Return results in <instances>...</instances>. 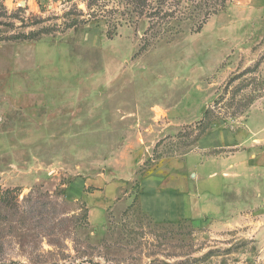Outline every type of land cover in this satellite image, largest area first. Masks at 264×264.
I'll return each instance as SVG.
<instances>
[{
    "label": "rangeland",
    "instance_id": "374dc122",
    "mask_svg": "<svg viewBox=\"0 0 264 264\" xmlns=\"http://www.w3.org/2000/svg\"><path fill=\"white\" fill-rule=\"evenodd\" d=\"M259 7L0 0V264H264ZM202 133L235 142L220 192ZM157 191L193 218L154 221Z\"/></svg>",
    "mask_w": 264,
    "mask_h": 264
},
{
    "label": "crops",
    "instance_id": "0c3cea01",
    "mask_svg": "<svg viewBox=\"0 0 264 264\" xmlns=\"http://www.w3.org/2000/svg\"><path fill=\"white\" fill-rule=\"evenodd\" d=\"M259 4H262L264 6V0H256ZM260 10H263V7H259ZM207 137H209L211 140H208ZM217 138V137H216ZM215 136H200L197 140V146L195 149H193L188 156L195 155L197 157V167L194 168V172H192V176H194V184L198 185L199 192H204L205 189H208V186H214V191L217 192L219 190L220 192V186L219 184H209L208 179L212 178L211 174H214L215 172L212 171L210 173L206 174L204 173L205 166L204 163H211V166H215V168H218V166L225 168L228 171V173H235L237 169H239L241 166H239L235 160L236 155H238V152L233 153H222L226 154L225 156L217 155L213 156L208 154L209 151L212 149L218 148H230L235 142L232 139L225 140L223 143L216 145ZM234 175V174H232ZM187 200V202H186ZM189 203L190 199L186 196H179V194H174L170 191H157L150 194H144L139 198V205L141 209L149 214L154 221L157 222H163V221H177L180 219H187V218H193V216H189L188 212H182V202ZM189 208L190 205L188 204ZM175 210V211H174ZM178 210V211H177ZM177 211V213H176ZM196 215V214H195ZM194 215V216H195Z\"/></svg>",
    "mask_w": 264,
    "mask_h": 264
},
{
    "label": "trees",
    "instance_id": "16d2710c",
    "mask_svg": "<svg viewBox=\"0 0 264 264\" xmlns=\"http://www.w3.org/2000/svg\"><path fill=\"white\" fill-rule=\"evenodd\" d=\"M137 1H139V4H143L145 2V0H137ZM25 37H27V36H25ZM204 133H202L201 135H203ZM201 135H199V136H201Z\"/></svg>",
    "mask_w": 264,
    "mask_h": 264
}]
</instances>
